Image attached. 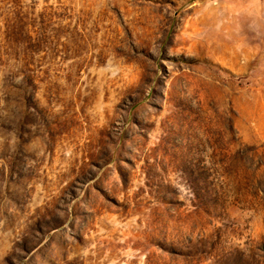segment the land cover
<instances>
[{"label": "rangeland", "instance_id": "1", "mask_svg": "<svg viewBox=\"0 0 264 264\" xmlns=\"http://www.w3.org/2000/svg\"><path fill=\"white\" fill-rule=\"evenodd\" d=\"M0 264H264V0H0Z\"/></svg>", "mask_w": 264, "mask_h": 264}, {"label": "crops", "instance_id": "2", "mask_svg": "<svg viewBox=\"0 0 264 264\" xmlns=\"http://www.w3.org/2000/svg\"><path fill=\"white\" fill-rule=\"evenodd\" d=\"M254 1H256V0H254Z\"/></svg>", "mask_w": 264, "mask_h": 264}]
</instances>
